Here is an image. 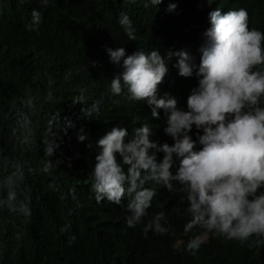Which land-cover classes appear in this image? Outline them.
<instances>
[{
  "label": "trees",
  "instance_id": "obj_1",
  "mask_svg": "<svg viewBox=\"0 0 264 264\" xmlns=\"http://www.w3.org/2000/svg\"><path fill=\"white\" fill-rule=\"evenodd\" d=\"M207 2L163 0L158 7H145V0H49L42 7L40 0H0V159L24 164L25 179L17 191L30 201L31 213L19 216L0 209V264H264V244H242L215 233H208L194 253L186 250L189 238L204 230L184 234L190 217L179 196L163 185L154 186L156 196L144 221L163 210L168 234L149 231L145 236L144 224L128 228L127 199L120 205L97 203L88 178L95 164V142L112 127L127 128L131 135L148 123L153 134H162L164 143L172 144L162 120L152 118L144 102L128 99L126 90L112 94L110 81L123 69L111 62L106 49L124 47L126 55L158 49L162 56L168 49H187L199 63L193 49L200 47L202 33L210 26ZM170 3L177 4L173 13L167 11ZM240 4L250 21L264 23V0H219L214 5ZM33 9L42 13V21L36 30H28ZM121 12L131 20L133 40L119 24ZM173 63L159 85L160 95L183 101L197 79L180 77ZM81 97L83 104L74 103ZM187 98L178 107L186 108ZM94 103L98 113L85 118L81 110ZM56 114L61 124L66 118L74 124L67 135L53 123ZM81 128L88 141L77 140ZM54 132L60 147L48 159L61 163L44 173L45 141ZM195 133L193 128L194 139Z\"/></svg>",
  "mask_w": 264,
  "mask_h": 264
},
{
  "label": "clouds",
  "instance_id": "obj_2",
  "mask_svg": "<svg viewBox=\"0 0 264 264\" xmlns=\"http://www.w3.org/2000/svg\"><path fill=\"white\" fill-rule=\"evenodd\" d=\"M218 1L207 2L210 26L202 33L200 47L193 49L199 53V63L187 49H168L164 56L158 49L149 53L136 50L131 55H126L124 47L106 49L111 62L123 69L110 81L112 94L119 96L126 90L128 99L144 102L151 117L162 120L163 132L172 144L164 143L162 134H153L148 123L134 128L131 135L127 128L112 127L95 142V164L88 177L97 203L106 200L120 205L127 199L126 226L144 224L145 236L149 231L165 235L170 230L163 210L144 221L156 196L154 186L163 185L178 195L179 204L185 206L183 212L190 217L184 234L197 228L204 230L203 235L194 234L187 242L186 250L193 253L208 233L242 244H264V23L250 21L242 4L214 5ZM162 3L145 0L144 6L158 7ZM40 4L47 7L49 0H40ZM176 8L177 4L170 3L167 11L173 13ZM234 8L240 9L231 10ZM31 17L26 27L36 30L42 13L33 9ZM119 24L130 40L135 39L126 13H120ZM173 60L172 67L180 77L197 79V86L183 101L168 93L160 95L159 85ZM186 98V108L178 107ZM74 103L83 104V97ZM81 111L90 119L98 113V103ZM53 123L65 135L74 127L67 118L61 124L59 114L53 117ZM77 140H89L83 128ZM197 145L201 146L199 150ZM59 147L54 132L45 141L42 172L59 167L61 161L48 159ZM160 153L162 159L158 158ZM0 169L6 173L0 175V209L30 215V201L17 191L18 183L25 179L24 164L3 157Z\"/></svg>",
  "mask_w": 264,
  "mask_h": 264
}]
</instances>
